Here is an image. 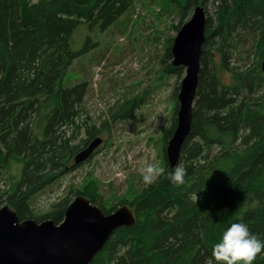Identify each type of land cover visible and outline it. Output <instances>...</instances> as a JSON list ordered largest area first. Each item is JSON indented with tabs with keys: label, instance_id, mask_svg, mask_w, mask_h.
Returning <instances> with one entry per match:
<instances>
[{
	"label": "trees",
	"instance_id": "obj_1",
	"mask_svg": "<svg viewBox=\"0 0 264 264\" xmlns=\"http://www.w3.org/2000/svg\"><path fill=\"white\" fill-rule=\"evenodd\" d=\"M135 1L0 0V173L10 181L0 205L20 221L63 220L68 198L40 217L31 206L39 192L73 170V157L97 137L86 128L76 141L85 86L68 84L67 75L88 52L90 33L104 34ZM166 2L179 19L176 30L196 6L205 13L190 130L175 164L185 168V179L170 182L164 154V172L131 201L117 204L132 209L134 224L116 229L90 264H206L221 231L239 221L264 241V0ZM83 25L89 32L76 47L74 35ZM171 44L164 60H171ZM162 70L178 79L184 72L170 62ZM221 71L230 74V83L221 82ZM136 104L123 103L117 114L126 118ZM174 126L175 116L168 137ZM78 195L105 215L115 208H106L95 185ZM253 264H264V253Z\"/></svg>",
	"mask_w": 264,
	"mask_h": 264
},
{
	"label": "rangeland",
	"instance_id": "obj_2",
	"mask_svg": "<svg viewBox=\"0 0 264 264\" xmlns=\"http://www.w3.org/2000/svg\"><path fill=\"white\" fill-rule=\"evenodd\" d=\"M166 1L137 0L130 13L104 34L90 33L88 52L73 62L67 82L85 86L76 141L84 139L86 128H91L102 143L87 161L74 165L36 195L31 206L36 217L66 198L72 201L89 185L98 188L107 209L115 210L119 201H131L150 185L141 179L143 166L152 163L163 168L181 80L162 70L171 63L163 59L165 48L179 24ZM206 11L211 14L210 7ZM87 31L85 25L77 27L76 47ZM218 76L224 84L231 81L227 71ZM132 99L137 104L130 115H118L120 106ZM72 165L73 161L68 166ZM10 168L11 175H16L15 162L11 161ZM9 182L2 171L0 192Z\"/></svg>",
	"mask_w": 264,
	"mask_h": 264
},
{
	"label": "water",
	"instance_id": "obj_3",
	"mask_svg": "<svg viewBox=\"0 0 264 264\" xmlns=\"http://www.w3.org/2000/svg\"><path fill=\"white\" fill-rule=\"evenodd\" d=\"M205 40V13L201 6H196L177 30L170 47L172 66L184 71L176 97L175 126L165 149L170 168L178 162L181 146L190 130ZM260 71L264 76V59ZM101 143L99 137L91 139L73 157V165L87 161ZM134 222V213L128 205L105 215L82 195L69 203L59 224L51 220L20 221L11 208L3 205L0 207V264H90L116 229L131 227Z\"/></svg>",
	"mask_w": 264,
	"mask_h": 264
},
{
	"label": "clouds",
	"instance_id": "obj_4",
	"mask_svg": "<svg viewBox=\"0 0 264 264\" xmlns=\"http://www.w3.org/2000/svg\"><path fill=\"white\" fill-rule=\"evenodd\" d=\"M163 172L162 167L148 163L141 168V179L143 183L151 184ZM185 175V168L175 165L168 173V178L173 184H182ZM261 253H264V241L250 232L247 223L233 222L221 231L213 243L211 256L206 264H253Z\"/></svg>",
	"mask_w": 264,
	"mask_h": 264
}]
</instances>
